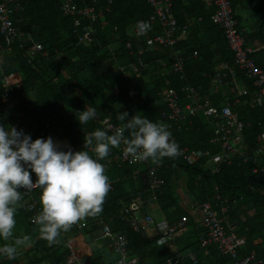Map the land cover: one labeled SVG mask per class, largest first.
<instances>
[{"label": "trees", "instance_id": "16d2710c", "mask_svg": "<svg viewBox=\"0 0 264 264\" xmlns=\"http://www.w3.org/2000/svg\"><path fill=\"white\" fill-rule=\"evenodd\" d=\"M64 1L18 0V10L12 18L16 28L25 37L29 36L41 44L47 56L41 55L30 62L19 42L6 52L5 75H19L22 80L13 97L14 106L8 107L0 99V121L5 125L23 129L31 134L33 140L49 125V131L56 137L61 150L66 151L70 146L73 151H80L84 150L86 135L97 128L102 130L105 121L122 126L115 116L117 112L127 111L129 118L139 113L154 122H162L181 149L208 150L216 155L218 147L211 146L214 129L203 114L190 119L191 124L186 128L171 130L162 118L166 108L155 103L159 93L166 88L181 91L187 87L202 88L218 108L230 104L240 118L251 125L246 129V156L251 158L248 162L237 159L215 173L202 168L199 163L189 166L179 157L165 158L159 165L149 161L166 182L157 193V202H153V194L146 183L147 165L118 168L114 163L107 164L106 175L114 181V186L105 198L102 212L87 216L90 224L84 228L85 237L91 243L95 240V233L99 232L102 237L101 225L97 221L104 220L115 233L126 237L129 257L138 259V264H194L188 258L190 253L196 254V264H233L232 259L222 255L215 246L201 248V230L193 220L187 224L191 230L183 231L168 244L158 243L161 235L151 238L146 232L135 233L131 228L130 207L140 201L144 203L145 215L156 204L171 226L179 223L187 212L182 206L183 201L176 196V190L184 182L186 191L196 202H211L220 217H225L226 223L230 224L225 225L246 239V244L239 249L241 258L256 252L264 263V173H254L253 157L256 140L264 133V107L252 109L249 106L251 95L237 98L227 81L212 85L219 64H233V54L224 31L211 20L214 8L207 6L205 0H169L173 16L182 28L188 29L189 34L174 50L160 48L149 53L147 38L134 34L135 24L148 20L152 15L147 0H112L111 11L102 13V21L96 26L93 44H79L74 32L75 18L65 16L61 11ZM255 1L231 0V3L241 29H245L244 17L240 15L242 9L250 8L257 17L255 29L246 35L249 44L256 49L252 57L264 69V5ZM157 33L158 27L153 35ZM2 44L4 39L0 35V46ZM174 51L181 52L184 59L185 80L170 69L175 59ZM139 61L145 65L139 78L126 77L120 72L125 68L128 74ZM237 74L250 93L255 94L252 84L238 70ZM2 84L0 81V91ZM183 101L187 103V100ZM86 106L95 107L97 117L81 126L75 114ZM16 113H24V116L18 118ZM111 151L116 152L117 148ZM106 160L101 162L106 164ZM134 173L138 174L135 176ZM217 194L229 208L225 215L221 210L223 205L215 200ZM17 208L16 228L31 238L32 247L27 251V256L31 257L30 264H78L70 262L73 254L66 244L79 235L80 229L76 224L68 232L61 233L62 245L56 247L40 237L38 225L29 222L31 213L26 206L20 203ZM151 215L155 216L152 212ZM102 241L108 247V241ZM92 245L89 244L91 250ZM185 252L187 254L183 255ZM19 261V258H0V264H17ZM84 264H107V260L99 251L92 252Z\"/></svg>", "mask_w": 264, "mask_h": 264}, {"label": "built area", "instance_id": "2783aa9c", "mask_svg": "<svg viewBox=\"0 0 264 264\" xmlns=\"http://www.w3.org/2000/svg\"><path fill=\"white\" fill-rule=\"evenodd\" d=\"M103 2H106V5H103ZM17 3L18 0H0V35L4 39V44L0 46V81L3 82L0 99L8 107L16 104L13 97L15 96V91L20 89L22 79L19 75H5L7 65L6 52L19 42V47L25 51V56L30 62H34L41 55L47 56L43 52V46L41 44L36 43L29 36L25 37L16 28L12 18L18 10ZM147 3L152 9V15L148 20L135 24L134 34L137 37L147 38V52L149 53L157 51L160 48L174 50L188 36V29H184L178 24L177 19L173 16L172 4L169 0H147ZM205 3L207 6L214 8V14L211 20L224 31L229 49L234 56L232 65L224 62L218 66L217 74L214 76L212 85L217 86L227 81L231 85L232 91L237 95V98L251 95L252 99L249 106L252 109L263 108L264 69L260 68L252 57L256 49L248 43L245 31L239 27V22L236 20V14L233 10L231 0H205ZM112 4V0H65L63 2L61 9L63 15L75 18L76 20L74 32L78 37L79 44H93L95 42L96 26L102 21V13H109L111 11ZM83 22H87V24L83 25L85 24ZM156 27H158L159 33L153 35ZM173 57L175 59L170 67L171 71L179 75L181 80H185L183 69L184 59L181 52L174 51ZM143 68H145L144 63L139 61V64L130 69L128 74L125 68L120 69V72L124 73L126 77L135 76L139 78ZM237 70L245 80L252 84V87L256 90L255 94H251L250 90L245 87L246 85L241 81V77H238ZM184 99L187 100V103L183 101ZM155 103L157 105H163L166 108L162 118L171 130L177 127L179 130L186 128L187 125L191 124L190 119L196 118L199 114H203L211 122L214 129L211 146L218 147V153L212 155L208 150L192 151L187 147L184 149L180 148L181 153L177 157L182 158L187 165L195 166L199 163L202 165V168L211 169L216 173L219 172L223 165L231 164L237 159H242L244 162L251 160L250 157L246 156V129L248 127L250 128L251 125L246 124L230 104L218 108L213 104L211 96L207 92H204L202 88L190 87L183 88L181 91L166 88L159 93ZM237 103H239V99H237ZM16 116L22 118L24 113H16ZM108 124L112 125L109 134L114 132L116 128L121 127L111 123ZM48 127L49 125H47L45 131H42L37 138H47L49 136L54 138ZM102 127V130H104L106 124L103 123ZM123 149L124 145L121 144L116 152L110 151L105 164L106 169L109 163H114L120 168L124 165H149L148 161L131 162V157L125 156ZM253 157L255 164L254 173L258 174L264 171V165H262L264 163L262 159L264 158V133L258 136L255 149L253 150ZM148 169L147 184L150 192L153 194V202H157V193L166 182L159 176L157 168L149 167ZM137 174L135 173V176ZM32 179L35 182L36 176L34 173H32ZM110 183V190H112L113 182ZM21 191L24 190L21 189ZM40 195L41 190L39 187H36L27 193L22 201L32 215L30 222L33 225L36 224L32 222V218L42 210ZM217 200L221 201V197H217ZM143 206L144 203L142 201L135 202L131 205V218L129 220L131 228H133L135 233L145 231L150 236H155L154 234L156 233L160 234L159 244L173 242L189 221V217L186 216L179 225L171 226L167 222H162L157 225L152 215L141 214ZM221 209L224 215L229 210L224 201ZM191 211L197 215L198 226L202 230L199 237L202 249L215 246L222 255L229 256L233 264H264L258 259L256 252H252L244 258H241L239 249L246 244V239L240 238L229 227L230 224H227L226 218L224 217L222 219L219 212L210 203L192 206ZM77 223L80 230H83L89 224L80 221ZM97 223L101 225L102 238L110 243V248L117 257L115 264H137V260L129 257L126 237L122 234H116L104 220H98ZM225 223L229 226L225 225ZM160 241H163V243H160ZM58 243L59 240L57 238L55 244L58 245ZM17 254L16 258L20 259L22 254ZM1 257L7 260L6 257ZM188 258L194 264L198 261L194 253H190ZM17 264H27V262L21 260Z\"/></svg>", "mask_w": 264, "mask_h": 264}, {"label": "clouds", "instance_id": "9594fccd", "mask_svg": "<svg viewBox=\"0 0 264 264\" xmlns=\"http://www.w3.org/2000/svg\"><path fill=\"white\" fill-rule=\"evenodd\" d=\"M75 115L81 126L87 125L89 121L96 119L97 109L86 106L84 110ZM115 118L121 122V127L109 134L112 125L105 121L104 130L97 128L84 137V150L80 151H73L70 146L66 151L61 150L59 142L54 141L51 136L33 140L31 134L23 129L5 125L0 121V241L5 242L0 244V256L14 260L17 253H21L20 261L21 258L27 257L28 250L18 249L29 246L31 238L27 235L14 236V229L17 223V206L20 203L23 204L22 201L26 194L34 188L39 187L41 190L42 210L32 218V222L39 226L42 239L56 247H61L62 232H68L74 224L79 227L78 221L90 224L87 216L102 212L103 203L111 189L110 182H113L114 186V181L109 180L106 175V166L101 161L109 156L113 148H120L123 144L124 154L131 157V162L151 161L156 165H159L165 158L173 159L180 155L179 144L162 122H154L139 113L129 118L127 111L117 112ZM262 159L264 162V158ZM147 167L156 168L151 167L150 164ZM261 172L264 173V171ZM32 173L36 176L35 182L32 179ZM147 176L148 173L145 176L146 183ZM217 197H221V201H218ZM215 200L221 206L223 205L224 199L221 195L217 194ZM209 203L211 204V202L199 204L195 199L191 200L190 204L184 208L187 212L186 216L189 217L188 223L193 220L199 228L198 217L192 213L191 207ZM145 212L142 209L141 214L145 215ZM147 214L151 215V213ZM153 217L157 225L162 222L170 225L166 219L157 221L155 216ZM180 222L173 226L179 225ZM187 224L183 231L188 229ZM84 230H80L79 234L83 235ZM158 235L160 234L148 236L154 238ZM57 238L58 245L55 244ZM101 239L105 240L102 237ZM66 244L73 254L70 262L84 264L88 260L83 262L80 258V262L75 247L72 244L68 246L69 241ZM109 244L108 242V249L113 252ZM113 254L115 264L117 257L114 252ZM134 260H137V264L139 263L138 259Z\"/></svg>", "mask_w": 264, "mask_h": 264}, {"label": "crops", "instance_id": "0c3cea01", "mask_svg": "<svg viewBox=\"0 0 264 264\" xmlns=\"http://www.w3.org/2000/svg\"><path fill=\"white\" fill-rule=\"evenodd\" d=\"M256 4H260V5H264V0H256L255 1ZM240 15L244 17L243 20L244 21V25H245V29H243L246 32H252L255 29V20H256V16L251 12L250 8H244L240 11ZM248 24V25H247ZM251 46L254 48L253 44H251ZM220 65V64H219ZM185 184L183 182V184L181 186H179V188H177L176 190V196H178L179 199H181L183 201V208H185V206H188L191 202L188 203L187 200V196L185 194ZM150 210V209H149ZM147 213H151L153 215H155V218L157 219V221H161L166 219L165 216L163 215V212L160 211V208L158 207V205H152V209ZM20 232H24L21 231ZM186 234V233H185ZM156 235V234H154ZM95 240L91 243L89 241V238L85 237V234H79L78 236L73 237L72 240L69 241L68 246H70L71 244L75 247L76 253L78 254L79 257V261L81 262V260L86 261L85 259L88 257L92 256V252H100V255L104 256L107 260V264H114V256L112 253H110L108 247H107V243L102 241L101 239V234L99 232L95 233L94 235ZM90 242V243H89ZM89 244H93V250L91 252V246H89ZM32 246L29 245L27 247H25L24 249H26L25 251L29 250ZM30 256H25L22 259L23 262H30L31 259ZM81 258V260H80Z\"/></svg>", "mask_w": 264, "mask_h": 264}, {"label": "rangeland", "instance_id": "374dc122", "mask_svg": "<svg viewBox=\"0 0 264 264\" xmlns=\"http://www.w3.org/2000/svg\"><path fill=\"white\" fill-rule=\"evenodd\" d=\"M248 25V24H247ZM185 194H186V196H187V198H188V200H187V202L189 203L190 202V198H191V200H194V197L192 196V195H190L189 193H188V191H185ZM193 216V215H192ZM188 229L189 230H191L192 229V227H188ZM187 229V230H188ZM14 236H19V237H22V236H25V232H20L17 228H15L14 229ZM2 243V242H1ZM3 244V243H2ZM31 245V244H30ZM94 246V245H93ZM25 247H20L18 250H21V249H24ZM93 248V247H92ZM91 252H92V250H91ZM187 254V252H185V254H183V255H186ZM87 259H89V257L88 258H86L85 260H87ZM83 262H84V260H82Z\"/></svg>", "mask_w": 264, "mask_h": 264}]
</instances>
